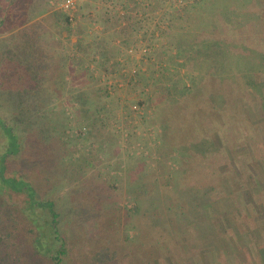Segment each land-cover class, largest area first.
Listing matches in <instances>:
<instances>
[{
	"label": "rangeland",
	"instance_id": "1",
	"mask_svg": "<svg viewBox=\"0 0 264 264\" xmlns=\"http://www.w3.org/2000/svg\"><path fill=\"white\" fill-rule=\"evenodd\" d=\"M64 1L0 0L7 170L56 214L0 185V264H50L56 231L61 264H264V0H71L60 33Z\"/></svg>",
	"mask_w": 264,
	"mask_h": 264
},
{
	"label": "trees",
	"instance_id": "2",
	"mask_svg": "<svg viewBox=\"0 0 264 264\" xmlns=\"http://www.w3.org/2000/svg\"><path fill=\"white\" fill-rule=\"evenodd\" d=\"M217 8H219V6ZM213 11H215L213 13H216V15H218L219 18L224 22V19L222 18L224 16L222 14H220L221 11L219 9H215ZM2 12H0V14H2ZM237 15L239 16L238 17L239 19L241 17H244L239 13L235 14V16H237ZM186 16H188V15H186ZM54 17H55V21L53 22L52 26L55 27L58 32H60V33L61 32H68L69 33L71 31V27H70L71 22H70L68 14H66L65 11H62V10L56 11V13H54ZM204 17H205V20L207 21L208 16L206 15ZM3 20L4 19L3 18L1 19V17H0V22H2ZM221 20H220V25L225 26L224 25L225 23H223ZM209 22L211 24H213V26H215L217 24V23H215V21L214 22L211 21V19ZM19 33H21L20 38L23 39L22 40L23 42L21 41L22 42V45H21L22 48H20V56L22 58H24V61L20 60L18 58L19 59L18 63L25 64L26 68H25L24 72L27 74H29L31 72L32 75L28 79L24 78L23 76L20 77V73L17 69V74L19 73L18 74L19 76L17 77V81L15 83H13V87L15 90H17L18 94H19V92H20L19 90L21 88L30 89L29 87L32 85L31 83L36 82V79L39 82L40 78L38 79V77H39L38 72L42 68L41 67L42 64H40L39 62L38 63L36 62V56H34L33 52L29 51V49L32 50V48H30L32 38L30 36H28L27 28L24 29L23 31H20ZM184 41L186 42L187 45L192 43L189 39H185ZM0 42H1V44H0V78L3 79L4 78L3 75L6 73V72H4V70H5V67L7 65V62H4V59L6 57L9 59L12 58L13 57L12 52H14L16 49H18V47L13 46L12 49L9 50L5 47L3 39ZM17 42L19 43V37L17 39ZM28 46H29V48H28ZM221 47H222V43L220 41H218V42L216 41V43H213L211 45V52L210 53H208V51L205 49L201 50L200 48H202V47H199L200 53L202 54V57H203V60L206 61V60H208L207 58H210L209 56L212 55L214 57L215 54H216V57H224V58L231 57L230 56V54H231L230 50L226 49L225 47H222V48ZM25 49H27V50H25ZM14 56H15V54H14ZM33 61L35 63L34 66H32ZM9 64L11 66L12 63H9ZM4 81L5 80H3V82ZM3 82L0 80V88H2L4 86ZM2 93L3 92H0V97H1ZM13 99L14 98H11V101H13ZM4 111H5L4 106H0V133L5 134L6 138H7L6 154L2 155L0 158V185H5V186L7 185L9 187L8 192H11L15 196L23 197L24 195H26V197L28 199V203H29V206L27 208H29L31 210H33L34 208L45 209L48 212V214L51 216L52 220H51V222H49V225L52 227V225H56V214L54 213V210H53V203L51 201H46V202L36 201L35 191H34L33 187L31 186V184L29 182L25 181L22 177H20L16 173H13V172H10L7 170V164H6L7 158L17 155L19 145H18V137H17L16 133H14L13 128L11 126L7 125V123L5 121L6 117H5ZM22 114L24 115V113H22ZM12 205H15V204L11 203V206ZM15 207L17 210L18 209L21 210L20 212L22 214V212H23L22 209L18 206H15ZM27 218L29 219V217H27ZM32 224L34 225L33 222H32ZM52 228H54V227H52ZM57 235L58 234L56 231V234H55L54 239H53L54 240V243H53L54 249H50V248L44 246V244L41 241L42 238H40L39 235H37V237L32 242L34 244V247L36 250L35 253H37L43 259L49 261L50 264H61L62 257L65 255L64 240H61ZM51 250H52V252L54 251L55 254H51Z\"/></svg>",
	"mask_w": 264,
	"mask_h": 264
},
{
	"label": "built area",
	"instance_id": "3",
	"mask_svg": "<svg viewBox=\"0 0 264 264\" xmlns=\"http://www.w3.org/2000/svg\"><path fill=\"white\" fill-rule=\"evenodd\" d=\"M59 9L72 11L74 9L73 2L71 0H66L59 5Z\"/></svg>",
	"mask_w": 264,
	"mask_h": 264
}]
</instances>
